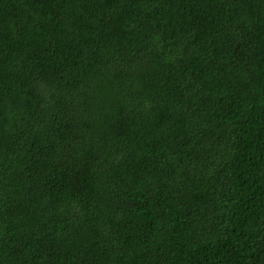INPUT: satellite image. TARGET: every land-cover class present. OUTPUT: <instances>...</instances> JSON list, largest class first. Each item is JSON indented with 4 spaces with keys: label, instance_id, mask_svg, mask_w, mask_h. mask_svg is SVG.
<instances>
[{
    "label": "trees",
    "instance_id": "16d2710c",
    "mask_svg": "<svg viewBox=\"0 0 264 264\" xmlns=\"http://www.w3.org/2000/svg\"><path fill=\"white\" fill-rule=\"evenodd\" d=\"M0 264H264V0H0Z\"/></svg>",
    "mask_w": 264,
    "mask_h": 264
}]
</instances>
